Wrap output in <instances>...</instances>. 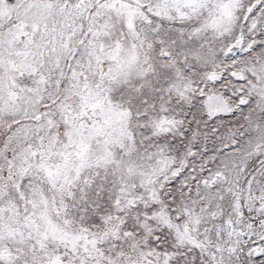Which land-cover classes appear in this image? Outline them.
<instances>
[{"label":"snow or ice","instance_id":"snow-or-ice-1","mask_svg":"<svg viewBox=\"0 0 264 264\" xmlns=\"http://www.w3.org/2000/svg\"><path fill=\"white\" fill-rule=\"evenodd\" d=\"M0 264H264V0H0Z\"/></svg>","mask_w":264,"mask_h":264}]
</instances>
